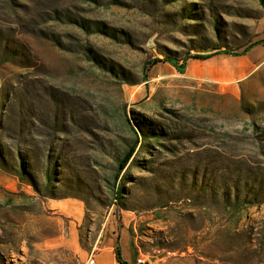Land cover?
I'll use <instances>...</instances> for the list:
<instances>
[{"label":"rangeland","instance_id":"rangeland-1","mask_svg":"<svg viewBox=\"0 0 264 264\" xmlns=\"http://www.w3.org/2000/svg\"><path fill=\"white\" fill-rule=\"evenodd\" d=\"M263 34L259 0H0V264H82L115 218L144 263L264 264V45L207 75Z\"/></svg>","mask_w":264,"mask_h":264},{"label":"crops","instance_id":"crops-1","mask_svg":"<svg viewBox=\"0 0 264 264\" xmlns=\"http://www.w3.org/2000/svg\"><path fill=\"white\" fill-rule=\"evenodd\" d=\"M245 56H239L240 63L238 65L211 71L207 75L217 81L238 82L249 74V68L251 67ZM206 60H198L197 66L202 69L204 65L200 64H203ZM205 73L203 71V74ZM50 209H52L51 211H84L83 204L80 201L70 199L52 203ZM134 248L130 229L127 226H123L122 219L118 221L115 218L113 222L107 219V222L99 230L92 249L87 256L93 254L98 264H135L136 254Z\"/></svg>","mask_w":264,"mask_h":264},{"label":"trees","instance_id":"trees-1","mask_svg":"<svg viewBox=\"0 0 264 264\" xmlns=\"http://www.w3.org/2000/svg\"><path fill=\"white\" fill-rule=\"evenodd\" d=\"M259 2L261 4V6L264 8V0H259ZM263 45H264V34H263V36L261 38H259V40L253 41V42H249L247 45H245L244 49H242V51H240L237 54L238 55H248V51L249 50L254 49V47L263 46ZM222 48L223 47H221V46H219V47L206 46V47H203L201 52H209V51L218 52ZM223 52H225V51H223ZM212 54H216V53H212ZM212 54H207L206 56H210ZM206 56L195 55V56L187 57V58H201V59H204V58H206ZM165 61L167 63H169L173 68H175L179 73H183L184 72V69H185L184 63L179 65L174 59H171L169 57H167L165 59ZM128 155L129 154H127V157H128ZM127 157L124 159V162L127 159Z\"/></svg>","mask_w":264,"mask_h":264},{"label":"built area","instance_id":"built-area-1","mask_svg":"<svg viewBox=\"0 0 264 264\" xmlns=\"http://www.w3.org/2000/svg\"><path fill=\"white\" fill-rule=\"evenodd\" d=\"M143 263H144V261L142 259H140L139 257H137L135 259V264H143ZM82 264H98V263L96 262L94 255L93 254H89L85 258V260L83 261Z\"/></svg>","mask_w":264,"mask_h":264},{"label":"water","instance_id":"water-1","mask_svg":"<svg viewBox=\"0 0 264 264\" xmlns=\"http://www.w3.org/2000/svg\"><path fill=\"white\" fill-rule=\"evenodd\" d=\"M155 261H156V258H151V259H150V262H151V263H154ZM143 264H148V263H143Z\"/></svg>","mask_w":264,"mask_h":264}]
</instances>
